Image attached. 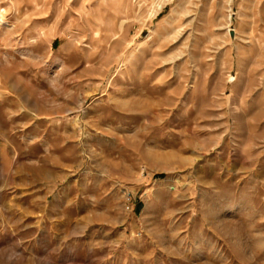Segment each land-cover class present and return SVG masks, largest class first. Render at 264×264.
I'll list each match as a JSON object with an SVG mask.
<instances>
[{"label":"rangeland","instance_id":"obj_1","mask_svg":"<svg viewBox=\"0 0 264 264\" xmlns=\"http://www.w3.org/2000/svg\"><path fill=\"white\" fill-rule=\"evenodd\" d=\"M0 264H264V0H0Z\"/></svg>","mask_w":264,"mask_h":264}]
</instances>
